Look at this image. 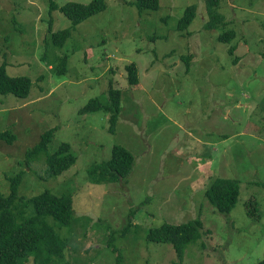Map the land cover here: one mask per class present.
I'll list each match as a JSON object with an SVG mask.
<instances>
[{
  "label": "rangeland",
  "instance_id": "374dc122",
  "mask_svg": "<svg viewBox=\"0 0 264 264\" xmlns=\"http://www.w3.org/2000/svg\"><path fill=\"white\" fill-rule=\"evenodd\" d=\"M103 1L55 46L51 17L52 31L71 24L59 8L49 11V0H0V64L8 75L32 80L28 97L0 93V130L15 133L11 144L0 141V191L7 194L8 176L21 172L18 196L44 189L71 194L67 224L46 216L66 241L63 262L69 264L264 259V0H222L226 24L210 29L205 0H160L159 8L141 11L135 0ZM190 3L195 16L180 30L178 18ZM228 28L235 35L223 42L218 36ZM130 63L136 85L127 81ZM108 87L121 92L112 130L103 110L79 111L92 98L105 103ZM48 128L46 150L29 161L27 150ZM63 142L75 161L49 176L45 158ZM113 145L132 153L130 171L90 181L88 167L106 160ZM216 176L236 179L239 192L228 212L204 193ZM19 200L16 209L26 210L19 218L31 214L32 204ZM197 214L201 235L181 259L171 244L146 240L149 228Z\"/></svg>",
  "mask_w": 264,
  "mask_h": 264
},
{
  "label": "trees",
  "instance_id": "16d2710c",
  "mask_svg": "<svg viewBox=\"0 0 264 264\" xmlns=\"http://www.w3.org/2000/svg\"><path fill=\"white\" fill-rule=\"evenodd\" d=\"M222 0H205L207 19L205 28H216L226 24L224 13L220 10ZM139 11L142 9H157L160 0H135ZM49 11L59 8L71 21L70 26L51 30L52 17L48 27L50 42L55 46H62L70 35L72 28L95 11L102 9L103 0H90L83 3L76 0L65 1L57 5L54 0L48 2ZM196 13V4L186 5L177 21V28L185 29ZM235 35L233 28H228L219 34V39L229 42ZM234 46L229 47L230 54ZM237 57L233 60L236 61ZM188 64L189 56H185ZM65 58H62V67H57V72L63 70ZM127 81L130 85L138 83L137 68L134 63L125 67ZM111 83L110 81L108 82ZM32 87V80L28 76H10L7 74L5 64H0V93H11L18 97H28ZM121 92L117 88L108 87L107 101L101 103L97 98H92L79 111L86 113L103 110L108 114V129L115 127L120 111ZM53 128H48L41 133L40 140L26 152L29 161H34L36 155L46 150L52 136ZM15 140V133L10 129L0 130V141L11 144ZM26 161V160H25ZM75 161V156L69 151V144L63 142L45 158V170L49 176L57 175ZM133 164L132 153L121 145H113L106 160L92 164L88 167L90 181H112L125 177ZM21 172L8 176L9 187L7 194L0 191V264H26L33 258L34 264H69L63 262V250L66 241L56 232L46 216H51L59 225L67 224L72 215V196L70 193L55 194L49 189H44L30 197L18 196L17 186ZM234 178L216 176L207 186L204 193L212 204L221 212H228L236 202L238 194L237 182ZM19 198L24 206L32 204L33 212L19 218L25 213V208L17 210L14 200ZM248 204V214L256 212L255 203L251 200ZM202 219L200 214L179 222L164 221L161 225L149 228L147 241L169 243L172 245L177 257L182 258L183 251L189 243L197 240L201 235ZM252 264H264V259Z\"/></svg>",
  "mask_w": 264,
  "mask_h": 264
}]
</instances>
